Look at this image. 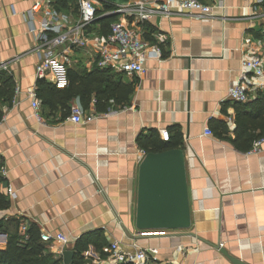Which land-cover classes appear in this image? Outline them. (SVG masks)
<instances>
[{"label": "crops", "instance_id": "1", "mask_svg": "<svg viewBox=\"0 0 264 264\" xmlns=\"http://www.w3.org/2000/svg\"><path fill=\"white\" fill-rule=\"evenodd\" d=\"M134 1L99 0L97 17L116 14V21L141 26L144 33L143 23L117 10ZM160 1L147 5L155 8ZM202 1L214 8L211 15L153 12L145 23L162 46L160 55L146 60L141 75L117 72L115 77L132 85L129 102H109L107 111H96L90 102L89 119L74 123L62 117L61 109L51 112L44 105L40 121L34 117L28 90L36 83L37 42L29 29L41 16L30 14L33 0H0V63H7L14 81L10 102L0 103V166L6 170L0 191L8 185L16 191L14 199L4 194L11 205L0 209V219L63 232L71 248L82 233L101 230L106 244L156 247L152 264H232L211 244L249 264H264V146L259 152L241 151L220 139L210 124L222 121L233 136L235 101L228 92L240 75L244 37L260 47L264 20L249 17L246 0ZM76 4L58 0L55 7L73 24ZM89 29L100 35L93 24ZM73 56L66 70L88 71L95 64L90 45ZM52 77L48 71L44 80L58 88L67 85L66 76L60 83ZM172 126L182 134L191 226L141 234L134 225L144 156L137 136L155 129L161 137ZM206 126L212 135L204 134ZM12 231L9 224L0 232V249ZM103 257L98 253L83 264Z\"/></svg>", "mask_w": 264, "mask_h": 264}, {"label": "built area", "instance_id": "2", "mask_svg": "<svg viewBox=\"0 0 264 264\" xmlns=\"http://www.w3.org/2000/svg\"><path fill=\"white\" fill-rule=\"evenodd\" d=\"M58 0H33L30 6V14H40V22L37 27L32 26L29 32L33 34L35 41L34 51L37 55L34 76L36 81L45 79L47 72H52V82L60 83L64 80L67 67L72 63L73 53L78 48L91 46L94 51V62L100 68H111L115 72L128 76L144 73L145 62L148 58H157L160 55V47L157 43H150L143 37V31L139 27H131L122 21H114L109 26L106 35H97L90 30L91 24L97 19V4L99 0H76L78 19L75 23H69V15L58 10L55 3ZM249 6V17L264 20V0H246ZM149 0H135L133 5H126L117 9L126 15L134 17L137 23L145 22L153 12L168 15L177 10L192 15H211L213 7L202 0H162L157 7H149ZM261 46L252 47L251 39L244 37L243 58L241 60L240 75L235 85L230 88L228 97L235 102H247L257 94L264 95V26ZM7 71V63H0V71ZM251 74L261 79L253 82L247 75ZM36 83L28 90L31 99L30 105L34 117L40 121L39 109L41 102L37 96ZM95 100L92 98L91 103ZM110 102H113L111 99ZM74 123H80L89 119L86 109L79 101L70 103L67 117ZM212 130L206 126L204 134L212 135ZM168 132H161V138L168 140ZM264 146V136L255 140L249 152H259ZM144 155L145 152L141 150ZM2 178L6 175L4 166H0ZM2 193L9 198L16 197V191L8 185L2 189ZM27 224L21 223L20 228L23 240L27 238ZM157 232V231H155ZM153 233L143 231L141 234ZM40 241L53 253L54 257L62 259V252L71 243L63 232L40 231ZM103 258H96L92 264H152L158 254L156 247H134L133 250L125 249L119 241H112L102 247ZM170 264V263H165Z\"/></svg>", "mask_w": 264, "mask_h": 264}, {"label": "trees", "instance_id": "3", "mask_svg": "<svg viewBox=\"0 0 264 264\" xmlns=\"http://www.w3.org/2000/svg\"><path fill=\"white\" fill-rule=\"evenodd\" d=\"M63 3L66 4L67 0H62ZM116 19V14H108L97 17L92 24L98 27L100 35H106L110 24ZM142 27L144 38L150 43H157L145 22ZM157 44L160 48L162 47L161 44ZM117 74L111 68H100L96 64L90 70L82 72L70 68L66 73L65 87L58 88L55 84L40 79L36 81V92L41 105L48 107L51 112L61 109L62 117L68 116L70 102L75 98L79 99L84 108L89 106L93 98L96 111H107L111 99L118 105L127 104L133 90L130 83L116 81ZM13 93L12 75L3 70L0 71V103L10 102ZM233 106L235 123L233 136L229 134L227 125L222 121L211 120L210 124L213 125L220 139L230 142L241 151H249L253 142L264 136V95L257 94L247 102H234ZM167 132L168 140H163L155 129H150L146 133L140 132L137 136L139 148L145 153L182 148L180 128L172 126L167 129ZM3 181L4 178L0 175V183ZM10 205L9 198L0 191V209H7ZM9 224L13 227V231L7 235L5 248L0 249V264H62V259L54 257L47 246L40 241V229L35 223L28 224L25 240H23L20 220L5 221L1 218L0 232L7 231ZM105 244L101 230L82 233L73 243L74 256L70 264H83L86 259L97 257L98 253L103 256L102 247Z\"/></svg>", "mask_w": 264, "mask_h": 264}, {"label": "water", "instance_id": "4", "mask_svg": "<svg viewBox=\"0 0 264 264\" xmlns=\"http://www.w3.org/2000/svg\"><path fill=\"white\" fill-rule=\"evenodd\" d=\"M134 225L138 231L190 228L191 214L183 148L144 154L138 167ZM187 234L195 236L192 232ZM211 245L232 264H249L232 255L220 244ZM73 256L74 251L69 246L62 252V263L70 264Z\"/></svg>", "mask_w": 264, "mask_h": 264}]
</instances>
